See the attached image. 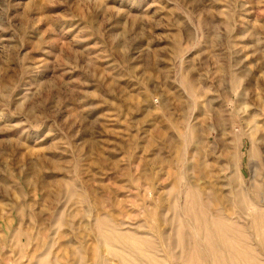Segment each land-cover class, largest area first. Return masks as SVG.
I'll return each instance as SVG.
<instances>
[{"label":"rangeland","instance_id":"1","mask_svg":"<svg viewBox=\"0 0 264 264\" xmlns=\"http://www.w3.org/2000/svg\"><path fill=\"white\" fill-rule=\"evenodd\" d=\"M0 264H264V0H0Z\"/></svg>","mask_w":264,"mask_h":264},{"label":"bare ground","instance_id":"2","mask_svg":"<svg viewBox=\"0 0 264 264\" xmlns=\"http://www.w3.org/2000/svg\"><path fill=\"white\" fill-rule=\"evenodd\" d=\"M201 217V216H200Z\"/></svg>","mask_w":264,"mask_h":264}]
</instances>
